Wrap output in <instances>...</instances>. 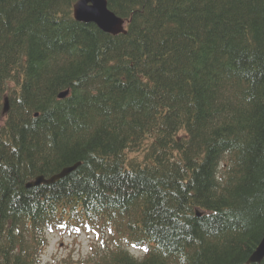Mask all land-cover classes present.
I'll return each mask as SVG.
<instances>
[{"label": "trees", "instance_id": "16d2710c", "mask_svg": "<svg viewBox=\"0 0 264 264\" xmlns=\"http://www.w3.org/2000/svg\"><path fill=\"white\" fill-rule=\"evenodd\" d=\"M74 1L0 0V94L19 86L0 264H35L25 230L81 220L108 234L85 264H264L246 262L264 233V0H107L119 34L73 19Z\"/></svg>", "mask_w": 264, "mask_h": 264}, {"label": "water", "instance_id": "95a60500", "mask_svg": "<svg viewBox=\"0 0 264 264\" xmlns=\"http://www.w3.org/2000/svg\"><path fill=\"white\" fill-rule=\"evenodd\" d=\"M74 15L79 20L95 22L100 29L106 32L118 33L124 31V20L108 9L106 0H77L74 3ZM62 94L60 93V95ZM76 165L65 167L58 174L52 175L48 179L38 176L35 181L29 182L27 185L53 182L71 171ZM259 244L260 246L254 251L250 260H258L264 254L262 249L264 248V236Z\"/></svg>", "mask_w": 264, "mask_h": 264}, {"label": "rangeland", "instance_id": "374dc122", "mask_svg": "<svg viewBox=\"0 0 264 264\" xmlns=\"http://www.w3.org/2000/svg\"><path fill=\"white\" fill-rule=\"evenodd\" d=\"M95 238L96 235L94 233L87 234L85 232L80 233L77 238L71 236L64 237L61 240L56 235H49L47 236V245L42 251L41 261L44 263L51 257H60L68 252L75 257L86 256L96 242Z\"/></svg>", "mask_w": 264, "mask_h": 264}, {"label": "bare ground", "instance_id": "6f19581e", "mask_svg": "<svg viewBox=\"0 0 264 264\" xmlns=\"http://www.w3.org/2000/svg\"><path fill=\"white\" fill-rule=\"evenodd\" d=\"M100 29V28H99ZM101 30V29H100Z\"/></svg>", "mask_w": 264, "mask_h": 264}]
</instances>
